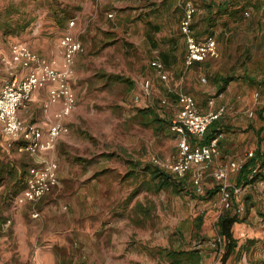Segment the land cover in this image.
<instances>
[{"label":"rangeland","instance_id":"374dc122","mask_svg":"<svg viewBox=\"0 0 264 264\" xmlns=\"http://www.w3.org/2000/svg\"><path fill=\"white\" fill-rule=\"evenodd\" d=\"M247 1L248 9L242 8L241 20L234 22L247 21L248 31L232 29L223 37L219 56L212 62L217 74L236 78L241 66L264 63V0ZM176 2L0 0L2 45L19 42L59 59V39L72 19L71 32L82 43L72 77L76 105L68 133L52 153L59 183L34 206L13 202L18 178L30 160L5 148L0 127V264H168L161 254L165 249L193 248L203 255L201 264H264V209L253 196L245 200L242 191L233 201L244 223L232 226L237 248L223 261L224 245H215L216 221L227 208L219 192L200 200L206 191L220 188L211 175L214 169L206 172L202 193L193 186L191 170L179 196L169 190L141 189L128 201L135 187L146 181L142 175L127 176L128 159L168 170L178 153L180 137L171 127L144 125L136 113L152 107L161 118L173 121L177 93H190L185 84L189 69L183 73L182 57L178 75L164 66L166 80L151 67L154 57L172 43L177 45V56L184 51ZM148 24L160 31L148 30ZM203 76L205 82L198 80L205 85L208 78ZM145 82L147 91L141 87ZM215 161L228 163L220 156ZM228 183L234 187L229 178ZM137 203L153 208L151 219L143 224L135 223ZM35 212L37 217L32 216ZM198 215H203L201 235L206 239L201 243L193 237Z\"/></svg>","mask_w":264,"mask_h":264},{"label":"built area","instance_id":"2783aa9c","mask_svg":"<svg viewBox=\"0 0 264 264\" xmlns=\"http://www.w3.org/2000/svg\"><path fill=\"white\" fill-rule=\"evenodd\" d=\"M178 4L182 13L179 32L185 45L184 66L189 68L196 63L216 59L219 56L216 40L213 37L199 39L194 34L193 22L197 9L193 1L179 0ZM74 24L75 21L70 20L68 30L59 39L62 60L58 67L23 43H9L8 55L0 52V62L7 70L9 79L0 87V127L5 148L14 149L32 159V164L25 173L24 186L15 196L18 204L36 203L58 185V164L50 155L61 137L68 133L66 121L76 105L72 77L75 59L82 50V43L71 32ZM151 67L159 74L161 80L167 79L164 66L160 62L153 61ZM47 85L51 88L44 107L56 103H60L61 107L55 113L47 131H44L35 123L21 120L19 111L26 106L35 91ZM141 87L147 91L149 82H145ZM253 98L256 104L264 105V95L259 91L254 93ZM176 104L177 115L171 128L179 135L180 140L177 156L173 163L168 165V170L177 178H183L193 170V186L197 193H202L201 183L213 161L219 156V150L217 139L206 145H200L197 141L204 136L208 127L224 114L226 108L221 106L217 110L202 113L198 110L193 96L181 91L177 93ZM248 156L251 157L252 153ZM243 164V161H229L211 172L220 186L221 204L225 208L230 205L229 174L238 172ZM234 192L237 194L240 189L236 188ZM32 216L37 217L38 213L35 212Z\"/></svg>","mask_w":264,"mask_h":264},{"label":"crops","instance_id":"0c3cea01","mask_svg":"<svg viewBox=\"0 0 264 264\" xmlns=\"http://www.w3.org/2000/svg\"><path fill=\"white\" fill-rule=\"evenodd\" d=\"M192 1L195 2L194 5L197 6V11L194 16L193 22V30L197 38L203 39L205 37H213L217 42V47L219 46V48H222L223 37L225 35L228 36L231 33L232 29H236L238 31L243 32L248 31L249 26L247 21L246 23H243L245 22V20L242 19L243 22L241 25L237 24L234 21H238L239 23L242 18L241 15L243 14L240 10L242 8H245V10H247L248 8L246 7L249 1ZM178 3L179 0H177L176 2V7L179 9L180 22L182 13L180 7L178 6ZM218 11L221 12L216 15V12ZM244 14L246 15V12H244ZM226 22H228V26H224ZM152 27L154 26L148 24V30L153 29L154 32L160 31L159 28L156 31L155 28ZM181 40L184 46V51H182L180 57L176 55V52L178 51L177 45L172 43V45H168L167 51L159 52V55H157L153 59V61L160 62L166 68H174V72H177V75L179 74L178 66L179 61L181 62V57L182 65L184 67L183 60L185 55V45L182 37ZM0 52L4 55H8L9 51L7 45L4 46L0 43ZM35 52L38 53V51ZM59 52L62 56V51L60 47ZM38 54L44 57L48 62L53 63V65L57 67L60 66L62 60L61 56H59V59H57L51 54ZM162 55H165V59L162 57ZM213 61L214 59H209L202 63H196L189 68L184 67L183 73H185L189 69L185 78L187 79V82H185L186 86L189 85V94L193 96L198 110L202 113L217 110L221 106H224L226 108L224 114L218 119V123L221 125L222 129H224L223 133L220 134L218 141V150L220 158H223L227 162L238 160L243 161L244 163H247L251 158H254L256 164H258L259 162L257 155L264 154V105L256 104L253 96L256 91H259L262 95H264V63L255 64L249 62L245 66H241L243 69L240 73L241 75L239 76V74H235L234 76H236V78L233 77L234 80L229 82L225 90L218 94L217 91L221 85L220 79L226 77V75L217 74L215 72V68L213 67L212 63ZM0 72H2V74L4 73V75L0 76L1 87L6 81L9 80L7 70L2 65V63H0ZM203 75L207 76L208 78V81L205 85L200 84L198 80V78H200L203 81ZM212 75L213 77L211 79ZM50 88L51 86L47 85L46 87L35 91L31 95L30 101H28L26 106L20 109L19 111V117L21 118V120H23L24 122L35 123L39 125L44 131H47V129L53 122L55 113L61 107L60 103L49 105L47 108L44 107V104L48 100V92ZM166 94L169 95V97L172 96L176 98L175 95L171 94L170 90H167ZM210 101L211 104H209ZM36 110L40 111V114L38 116H36ZM68 121L69 118L66 121L67 125H69ZM63 137H65V135ZM63 137H61L60 140H62ZM251 153L252 156L249 157L248 154ZM50 156H52V154ZM26 157L28 160H30V164L27 166L28 168L32 164V159L27 155ZM215 160L213 161L210 170L220 166L218 165V163H216ZM215 165L217 166L215 167ZM261 172L264 174V168L261 169ZM237 176L238 172H232L229 174L228 177L230 182H235L234 187L237 183ZM230 188L233 187H231L230 185ZM261 189L263 190V192L260 194ZM241 191L243 192V194H245V196H253L254 202L258 203L259 201L260 208L264 209V182L257 181L250 185L241 186L240 192ZM42 200L43 198L40 201ZM40 201L36 203L17 204L14 197L13 202L16 206H34Z\"/></svg>","mask_w":264,"mask_h":264},{"label":"trees","instance_id":"16d2710c","mask_svg":"<svg viewBox=\"0 0 264 264\" xmlns=\"http://www.w3.org/2000/svg\"><path fill=\"white\" fill-rule=\"evenodd\" d=\"M157 31L158 28L154 27ZM165 59V55H162ZM167 60V59H166ZM234 80L231 76H226L220 79L221 85L218 89V94L225 90L227 84ZM137 115L143 119L144 125L146 124H157L159 129H170L172 127V121L170 119H163L159 116L156 110L152 107H146L138 109L136 111ZM221 125L218 123V120L214 121L205 132L204 136L197 142L200 145L209 144L212 140L217 139L219 141V136L223 133ZM194 143V140L190 138ZM258 164H256L255 159L251 158L247 163H244L241 169L238 171L237 183L235 187L230 188V205L229 207L222 212L216 221V226L218 228L219 240L215 243L218 247L224 245L225 253L223 256V261L229 257V255L235 252L237 248V240L233 237L232 226L236 223H241L244 221L239 218L237 213V207L234 203L235 193L234 189L241 186H246L253 184L257 181L264 182V174L261 172V169L264 168V154L257 155ZM128 164V173L127 176L135 177L138 179L139 175H142L145 178L143 184H139L135 189L130 193L128 201L132 200L141 189L149 190L154 193L160 191H171L175 195H180L185 191L186 186V177L177 178L170 171L164 169L163 167L149 162V163H139L137 161L127 160ZM27 170V168H26ZM26 170L19 176L17 183L20 184L19 187L13 192V195H16L24 186V176ZM220 191V188L216 187L213 191H206L205 197H201L200 200H206L211 198L217 192ZM251 198L249 195L245 196V200ZM152 207L145 208L141 204L137 203L135 205V223L143 224L151 219ZM249 213V208L246 207L245 215ZM203 226V215H198L195 218L194 224V239H197L198 242L205 241V237L201 235V229ZM161 254L166 258L168 264H201L203 260V255L199 248H193L190 250L184 249H165Z\"/></svg>","mask_w":264,"mask_h":264}]
</instances>
